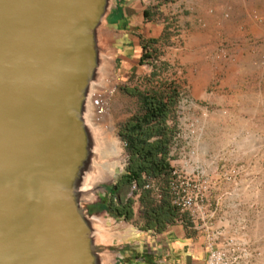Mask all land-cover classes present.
<instances>
[{"label":"water","instance_id":"water-1","mask_svg":"<svg viewBox=\"0 0 264 264\" xmlns=\"http://www.w3.org/2000/svg\"><path fill=\"white\" fill-rule=\"evenodd\" d=\"M95 3L93 18L105 23L110 0ZM63 6L68 10V0H0V264H104L96 225L85 209L91 161L75 165L71 157L90 152L83 145L90 135L82 121L97 64L86 62L75 81L72 67H63L67 49L46 42L55 30L41 26L57 20L63 29L64 14L54 16ZM33 23L36 33L45 34L37 52L27 41L35 34ZM71 79L77 88H67ZM63 84L69 89L65 96L59 92ZM57 109L62 120H55Z\"/></svg>","mask_w":264,"mask_h":264},{"label":"rangeland","instance_id":"rangeland-1","mask_svg":"<svg viewBox=\"0 0 264 264\" xmlns=\"http://www.w3.org/2000/svg\"><path fill=\"white\" fill-rule=\"evenodd\" d=\"M156 1L158 4H164L160 7V11L166 15L153 20L156 31L152 36L157 40L156 48L159 53L158 60L154 64L155 69L148 65L138 66L136 64L138 54L135 58H127L120 48L118 39L120 34L113 32L106 25L101 28V47L110 61V87L106 89L103 96L107 92L106 95L100 100V108L103 118L112 128L114 160L108 162L99 158L96 162L94 158L92 159L90 174L86 178L89 193L85 198V209L87 205L97 203L98 196L106 193L103 187L112 185L124 166L125 154L116 135V128L134 112L136 104L134 99L124 95L119 88L135 87L140 91H146L156 88L159 82H170L177 86L179 92L175 113L177 131L170 150V166L180 175L194 180L205 179L209 184L202 201L198 202V207L201 209L198 213L195 212L193 224L199 225L204 222L206 226L215 225L219 208L222 211L228 210L230 217L239 218L241 211L243 218L249 220L258 204L254 202L251 194L254 192V187L259 183L262 184L264 180V119L255 122L241 120L239 107L230 92L226 94V100H220V95L222 96L223 93L221 94L217 89L218 81L222 78L225 67L234 64V60L225 46L217 45L219 43L213 44L214 49L203 58L206 66L203 77L205 81L208 80L209 87L205 91L199 84L196 89L198 92L193 93L190 90L183 68L186 67L187 60L184 58L182 64H179V59H173L174 61L171 62V59L161 57V54L166 53L169 56L176 55L173 49L176 46L181 47V40L177 38V42L175 38L177 34L175 25H170L173 23L172 15H169L174 8L173 0ZM161 20L163 21L160 22ZM159 23L164 24V31ZM209 42L211 43V40ZM219 50H223L225 55L219 56ZM258 61H256L258 66H264V57L258 58ZM153 70L156 76L151 77L150 72ZM210 92L213 103L208 104V99L203 98L205 93L210 94ZM262 109L264 110V102ZM242 128L246 131L240 133L239 129ZM254 128L260 135H248L247 130ZM103 169L110 176L107 180L101 177ZM114 170L118 171L116 178H113ZM239 193L245 194L241 208L235 206L232 199ZM133 200V218L129 222L115 220L105 212L89 214L96 225L104 264L116 260V256L121 254V247L127 245L133 234L139 231L141 222L136 195L133 196ZM233 208L238 210L234 213ZM229 224L232 226L234 223L227 225Z\"/></svg>","mask_w":264,"mask_h":264},{"label":"crops","instance_id":"crops-1","mask_svg":"<svg viewBox=\"0 0 264 264\" xmlns=\"http://www.w3.org/2000/svg\"><path fill=\"white\" fill-rule=\"evenodd\" d=\"M157 3L156 0H110L104 24L120 34V48L127 58L137 56L138 39L154 38L156 24L153 19H143L141 14ZM163 6L158 4L161 16L166 15L160 11ZM172 6L169 15H172L173 23L170 25H175V38L177 42V38L181 40V47L173 49L176 55L166 53L161 57L171 59V62L179 59V64L184 58L187 60L183 67L186 82L196 93L199 84L205 91L209 87L208 80L203 77L206 73L203 58L214 49L213 44L225 46L234 64L226 65L218 81L217 89L224 94L220 95V100H226L225 96L230 92L239 107L241 120L264 119V66L256 63L258 58L264 57V0H173ZM161 26L164 31V24ZM210 97L211 92L205 93L203 99H208V104L213 103ZM247 131L250 136L260 135L256 128ZM253 190L251 195L258 204L251 219L245 220L241 211L239 218L230 217L228 210L219 208L212 226H206L204 222L190 226L172 224L160 233L138 231L134 236L129 234L133 238L121 247V260L109 264H205L208 245L218 246L221 240L229 237L254 253L247 264H264V180ZM243 197L245 194L234 195V205L241 208ZM236 210L238 208L232 211L235 213ZM213 232H217L218 237L213 236Z\"/></svg>","mask_w":264,"mask_h":264},{"label":"trees","instance_id":"trees-1","mask_svg":"<svg viewBox=\"0 0 264 264\" xmlns=\"http://www.w3.org/2000/svg\"><path fill=\"white\" fill-rule=\"evenodd\" d=\"M141 15L146 20L158 19L161 16L158 3L143 10ZM156 43L154 38L138 39V66L148 65L155 69L159 57ZM150 76H156L155 70ZM119 90L136 104L134 112L116 128L125 154L124 166L113 184L103 187L106 193L98 196L97 203L86 206L87 213L105 212L115 220L129 222L133 218V196L136 195L141 222L139 231L160 233L177 220H181L180 225L190 226L186 215H179L171 205L169 192L173 179L170 150L177 131V86L159 82L151 90L140 91L135 87Z\"/></svg>","mask_w":264,"mask_h":264},{"label":"bare ground","instance_id":"bare-ground-1","mask_svg":"<svg viewBox=\"0 0 264 264\" xmlns=\"http://www.w3.org/2000/svg\"><path fill=\"white\" fill-rule=\"evenodd\" d=\"M95 2H97V0H68V10L64 6L62 8L63 11H60L58 10L59 8H57V10L54 12V16H56L58 13H63L66 19V23L63 24V29L61 28V24H59L60 21L58 22L57 20L56 22L52 21L48 25H46L45 23L41 24L43 28L49 27L50 32H53V29L55 30L53 33L54 37H52V34L49 31H47L51 36L46 34V42L53 43L57 47H59L60 44L63 43L64 49H67V55L65 56L63 67H72V73L70 72L71 78H74L75 76V81H77L81 77L79 76L80 74L83 75V68L85 67L84 65L86 62L90 64V62L92 63L94 60L97 64V69L95 71L94 77L87 83L88 86L84 99V106L86 108H84L85 113L82 121L87 133L90 135L89 137H86L84 139L83 145L88 146L87 149L90 148V152L86 153L82 150V153L80 152L81 155L79 156L78 160L74 159V153L71 154V157L75 161V165L80 162L82 166H86V163L92 161L93 158L96 160V162L99 158L106 159L108 162L114 160V151L112 144L114 138L112 128L103 118L100 108V100L106 95L107 92L103 96L106 89L110 87V61L107 54H105L101 47L102 38L100 36V32L101 28H104L105 24L102 22V20L97 19L95 21L93 18L94 5H96ZM66 13L68 14L66 15ZM35 26V23L30 25L31 31L35 34H28L27 37L28 43L34 44V46L30 50L31 52H37L41 41L45 38V34L41 33L40 29L39 33H36L38 31V27ZM62 30L65 31V33L67 32L64 38L62 37ZM15 31L19 32L20 30L16 29ZM37 35H39V37ZM19 39L20 37H15V51L19 49ZM23 43H25V39H23ZM66 75L67 77L69 76L68 73H66ZM91 77L92 75L90 76V78ZM74 83L73 79H71L70 84L68 83L69 86L67 88H77L78 85ZM67 88L63 84L62 88L59 89V92L61 94L62 92H64L65 96V91H69V89ZM61 100L63 103L64 99ZM56 114L57 115L55 120H62V118H64L65 116L63 113L58 114V109L56 110ZM59 142L60 135L57 136V143ZM76 148L77 145L73 147V151H75ZM61 151L65 150L61 148ZM72 171L76 172L74 169ZM103 171L104 172H102L101 177L106 180L109 179V174L105 172L104 169ZM15 184L11 182V187H15ZM3 233L5 232L0 230V247L2 245L1 236L3 235ZM97 233L98 232L96 231V238L98 240L99 237Z\"/></svg>","mask_w":264,"mask_h":264},{"label":"built area","instance_id":"built-area-1","mask_svg":"<svg viewBox=\"0 0 264 264\" xmlns=\"http://www.w3.org/2000/svg\"><path fill=\"white\" fill-rule=\"evenodd\" d=\"M218 54L224 56L225 52L219 50ZM172 176L173 179L169 183L171 205L175 207L179 215H186L188 222L193 224L195 212L198 213V210L201 209L198 207V202L203 199V194L209 185L208 181L205 179L194 180L174 171H172ZM175 224H181V220H177ZM212 235L218 237L217 232H213ZM211 241L214 242L215 239ZM253 256L254 253L248 251L243 244L235 238L229 237L221 240L218 246H215L214 243L208 245L205 264H247ZM120 260L121 254H118L116 261Z\"/></svg>","mask_w":264,"mask_h":264}]
</instances>
